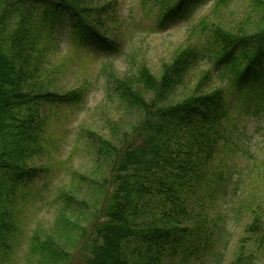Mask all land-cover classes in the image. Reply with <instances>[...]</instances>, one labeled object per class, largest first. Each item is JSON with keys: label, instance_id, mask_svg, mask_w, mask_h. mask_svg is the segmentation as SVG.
<instances>
[{"label": "trees", "instance_id": "trees-1", "mask_svg": "<svg viewBox=\"0 0 264 264\" xmlns=\"http://www.w3.org/2000/svg\"><path fill=\"white\" fill-rule=\"evenodd\" d=\"M157 1L160 26L173 17L176 0ZM114 4L0 0V264L15 253L21 204L45 172L34 159L50 145L49 112L84 96L82 89H52V70L43 69L54 29L69 27L83 48L118 50L105 25ZM247 9L240 21L201 20L203 42L180 45L159 75L142 64L114 80L110 95L122 115L110 120L107 134H90L94 168L90 175L72 171L85 190L58 193L50 229L29 239L32 264L204 261L222 229L215 197L233 178L218 159L235 146L232 107L264 103V0H248ZM250 213L246 237L261 249L264 206ZM240 242L230 264H253L245 238Z\"/></svg>", "mask_w": 264, "mask_h": 264}, {"label": "rangeland", "instance_id": "rangeland-1", "mask_svg": "<svg viewBox=\"0 0 264 264\" xmlns=\"http://www.w3.org/2000/svg\"><path fill=\"white\" fill-rule=\"evenodd\" d=\"M247 2L199 0L179 23L169 25L168 21L159 26L157 0H115V7L106 12L105 25L107 37L118 50L83 48L71 40L69 27L54 29L55 41L49 47L43 69L52 70V89H82L84 96L74 104L65 103L49 112L45 138L50 145L45 155L34 159V166L44 168L45 172L34 179L30 199L21 204L22 234L13 257L5 264H32L29 239L37 230L42 234L50 229L56 219L58 193L69 188L85 190L73 179L72 171L90 175L94 168V142L90 134H107L110 120H118L122 115L123 109L110 95L114 80L136 71L142 64L159 75L163 64L172 61L180 45L203 42L205 37L198 32L201 20L240 21L247 16ZM15 17L13 14V20ZM260 105V109L252 107L250 111L244 110L242 102L232 107L230 117L237 131L235 146L232 153H219L218 158L219 163L230 165L233 176L225 194L215 197L214 210L221 215L222 229L204 261L190 264H230L243 238L247 242L245 251L254 254L253 264H264V247L256 249L245 231L251 221V208L264 206V103ZM255 109L260 112L253 114Z\"/></svg>", "mask_w": 264, "mask_h": 264}, {"label": "snow or ice", "instance_id": "snow-or-ice-1", "mask_svg": "<svg viewBox=\"0 0 264 264\" xmlns=\"http://www.w3.org/2000/svg\"><path fill=\"white\" fill-rule=\"evenodd\" d=\"M199 3V0H176L175 12L173 17L169 19V25L172 22L179 23L191 11L194 4Z\"/></svg>", "mask_w": 264, "mask_h": 264}]
</instances>
